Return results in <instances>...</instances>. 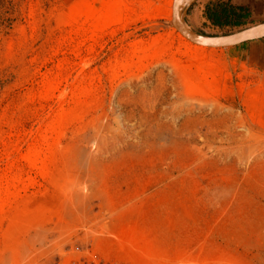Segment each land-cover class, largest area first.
I'll use <instances>...</instances> for the list:
<instances>
[{"label":"rangeland","instance_id":"obj_1","mask_svg":"<svg viewBox=\"0 0 264 264\" xmlns=\"http://www.w3.org/2000/svg\"><path fill=\"white\" fill-rule=\"evenodd\" d=\"M170 1L0 0V264H97L123 207L189 223L162 264H264V76Z\"/></svg>","mask_w":264,"mask_h":264},{"label":"crops","instance_id":"obj_2","mask_svg":"<svg viewBox=\"0 0 264 264\" xmlns=\"http://www.w3.org/2000/svg\"><path fill=\"white\" fill-rule=\"evenodd\" d=\"M184 22L196 35L220 37L226 31L264 23V0H193L186 9ZM232 50L228 52L234 61L264 76V39ZM103 208L109 211L111 206ZM149 210L145 207L140 213L123 207L112 214L106 213L97 223L96 232L101 234L89 238L87 249L104 263L162 264L165 255L182 247L181 241L191 227L189 223L181 224L177 218L174 220L176 214L170 210V214L164 213L161 217Z\"/></svg>","mask_w":264,"mask_h":264},{"label":"water","instance_id":"obj_3","mask_svg":"<svg viewBox=\"0 0 264 264\" xmlns=\"http://www.w3.org/2000/svg\"><path fill=\"white\" fill-rule=\"evenodd\" d=\"M192 1L193 0H174L173 23H171L172 27H175L177 31L192 44L211 49H227L264 39V23L220 37H203L192 33L185 25L182 16L184 15V10L181 14V5L183 6L182 9H187L189 3Z\"/></svg>","mask_w":264,"mask_h":264},{"label":"bare ground","instance_id":"obj_4","mask_svg":"<svg viewBox=\"0 0 264 264\" xmlns=\"http://www.w3.org/2000/svg\"><path fill=\"white\" fill-rule=\"evenodd\" d=\"M173 3H174V0H171L170 1V3H169V5H168V7H169V13H168V18L170 19L171 18V23H173ZM182 5H181V14H182V12H183V10L184 9H182ZM172 8V9H171ZM171 9V10H170ZM171 11H172V17H171ZM183 16V15H182ZM175 30H176V32H178L177 31V29L175 28V27H173ZM179 33V32H178ZM178 37H179V39L181 40V41H183L186 45H188V46H190V43L191 42H189L187 39H185L180 33L178 34ZM192 44V43H191ZM192 45H194V44H192ZM195 47H198V48H202L203 49V47L202 46H197V45H195ZM205 48V47H204ZM145 262V261H144ZM149 262V261H148ZM148 262H145V263H148ZM151 262V261H150Z\"/></svg>","mask_w":264,"mask_h":264},{"label":"built area","instance_id":"obj_5","mask_svg":"<svg viewBox=\"0 0 264 264\" xmlns=\"http://www.w3.org/2000/svg\"><path fill=\"white\" fill-rule=\"evenodd\" d=\"M92 264H94V263H92ZM97 264H110V263L99 262Z\"/></svg>","mask_w":264,"mask_h":264},{"label":"trees","instance_id":"obj_6","mask_svg":"<svg viewBox=\"0 0 264 264\" xmlns=\"http://www.w3.org/2000/svg\"><path fill=\"white\" fill-rule=\"evenodd\" d=\"M207 18H209L210 19V16L207 14Z\"/></svg>","mask_w":264,"mask_h":264}]
</instances>
